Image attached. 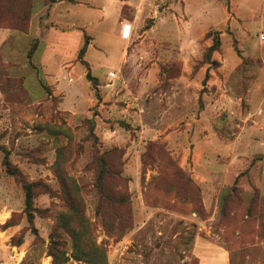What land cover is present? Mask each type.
I'll use <instances>...</instances> for the list:
<instances>
[{"label": "rangeland", "instance_id": "374dc122", "mask_svg": "<svg viewBox=\"0 0 264 264\" xmlns=\"http://www.w3.org/2000/svg\"><path fill=\"white\" fill-rule=\"evenodd\" d=\"M35 2L0 0V264L99 263L78 258L62 213L86 219L106 264H264V193L251 169H218L264 63V0H237L247 33L233 0H147L106 36L128 59L97 73L75 38L29 57Z\"/></svg>", "mask_w": 264, "mask_h": 264}, {"label": "crops", "instance_id": "0c3cea01", "mask_svg": "<svg viewBox=\"0 0 264 264\" xmlns=\"http://www.w3.org/2000/svg\"><path fill=\"white\" fill-rule=\"evenodd\" d=\"M39 3L35 2L36 6L34 5L30 32L22 31L26 36L32 35L34 38H38V44L32 57L41 44H48L54 52H62V47L52 44L64 41L70 44L75 38L76 48H78L82 47L85 35H89L90 40L83 59L88 62V69L97 73V71H105L104 68H121L124 61L128 59L130 55L127 50L122 48L114 52L109 47L106 36L112 37L119 34L123 39L125 33L136 26L141 16L140 11L146 5L147 0H56L50 2L41 0V4ZM232 4L234 5V14L228 21L230 26L236 28L240 24L238 18H244L239 28L240 31L247 33L250 25L257 24V21L253 16L249 18L241 13L237 0H233ZM127 6L134 9L136 15L133 20L124 15L123 9ZM72 12H75L76 16H72ZM260 20L264 21V14L261 19L259 17L258 21ZM243 23H248V25H243ZM263 29L261 28L262 31H264ZM44 33L45 37L41 38L40 36ZM99 34L104 35V38L98 40ZM76 51L70 57L71 66L80 63V61L71 63L72 59L77 57ZM259 73L260 76L248 87L246 93V100L250 108L247 113L241 114L240 112L245 123L240 124V129L235 132L234 139L228 141V153L230 152L233 158L228 162V165H219L218 169L228 170V181L230 179L232 181L234 177L235 180L239 179V174H241L237 173L230 177V169H251L254 184L264 193V63L260 67ZM256 154H261V158L257 162L254 160ZM256 169L258 172L254 173L253 170ZM245 175L247 174H243L240 180L245 178Z\"/></svg>", "mask_w": 264, "mask_h": 264}, {"label": "trees", "instance_id": "16d2710c", "mask_svg": "<svg viewBox=\"0 0 264 264\" xmlns=\"http://www.w3.org/2000/svg\"><path fill=\"white\" fill-rule=\"evenodd\" d=\"M47 2L50 1H56V0H46ZM19 21V20H17ZM18 24V23H17ZM16 27V26H15ZM21 27V26H20ZM10 28H13L10 27ZM19 29V28H17ZM22 31H25L24 27H21ZM88 36L85 35V41L82 45V47L79 50L78 56L81 57L80 55L83 56V54L86 51L87 45H88ZM33 51H31L29 53V57H31ZM88 65V63H87ZM88 77H91L90 72L88 71L87 73ZM4 166H5V170L12 175L15 176H20V173L18 172V170L12 166V164L10 163L9 159H8V155H5L4 158V162H3ZM24 188H25V195H26V212H27V216L28 219L30 221H32L33 219V214H34V207H33V192H32V185L31 183H25L24 184ZM60 220L62 222V226L66 229V231L70 234V236L72 237V245H74V249L76 252H78V258L84 257L87 259V261H93L94 260H98V262H96L97 264H106L105 261V254L104 251L101 250L100 247L95 246L97 245L95 242L90 241L92 236L90 235L89 229H87L88 227V222L86 221V219L81 218L80 222L78 223V221L74 218H72L68 213H62L60 215ZM78 224V225H76ZM83 245H92V247H90L88 250H83ZM79 247H82V249H79ZM84 254V255H82ZM103 263H100L102 262ZM92 262V263H93Z\"/></svg>", "mask_w": 264, "mask_h": 264}, {"label": "built area", "instance_id": "2783aa9c", "mask_svg": "<svg viewBox=\"0 0 264 264\" xmlns=\"http://www.w3.org/2000/svg\"><path fill=\"white\" fill-rule=\"evenodd\" d=\"M262 36H263V38H264V34H262ZM109 75H110V76H114L115 73H114L113 71H110V72H109Z\"/></svg>", "mask_w": 264, "mask_h": 264}]
</instances>
